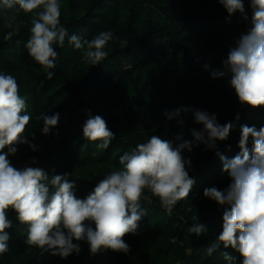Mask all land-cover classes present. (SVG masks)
Masks as SVG:
<instances>
[{"label":"trees","instance_id":"16d2710c","mask_svg":"<svg viewBox=\"0 0 264 264\" xmlns=\"http://www.w3.org/2000/svg\"><path fill=\"white\" fill-rule=\"evenodd\" d=\"M59 2L61 24L69 36L76 34L83 41L111 31L114 38L104 49L107 57L92 66L82 58L83 49H76L66 37L63 47L55 46L56 67L49 70L54 75L48 79L25 47L32 15L0 3V73L16 78L20 94L26 97V114L31 117L25 131L28 143L16 145V154L9 156L15 167H40L50 176L67 173L69 181L76 183V197L85 199L104 176L122 168V154L152 135L171 141L174 148L193 140L191 130L203 129L194 121L195 110L216 115L221 125L231 122L233 128L226 140L216 141L215 149L198 144L191 152L182 151L191 160L187 170L195 183L188 198L171 212L145 190L141 200L145 215L137 233L123 237L130 247L128 253L101 249L93 255L86 239L73 240L80 251L67 258L42 253L25 243L27 225H21L16 213L9 211V250L0 257V264H227L222 252L236 257L239 264V253L231 247L221 245L211 256L204 254L222 231L228 206L204 197L203 190L216 187L223 191L231 183L217 153L229 159L239 153L241 126L264 127V107L239 102L230 85L231 73L223 64L230 48L251 27L249 0H244L248 20L240 13L229 18L218 0ZM11 21L18 31L5 40L13 31L8 27ZM216 71L225 75L214 78ZM178 108L192 111L168 120L165 112ZM89 112L102 116L114 133L107 149L83 139L82 126ZM56 113L58 125L43 134V116ZM195 223L203 224L206 231L199 236L190 233L188 229Z\"/></svg>","mask_w":264,"mask_h":264},{"label":"clouds","instance_id":"9594fccd","mask_svg":"<svg viewBox=\"0 0 264 264\" xmlns=\"http://www.w3.org/2000/svg\"><path fill=\"white\" fill-rule=\"evenodd\" d=\"M218 2L229 18L240 13L248 20L244 0ZM0 3L4 8L32 15L25 47L28 55L45 69L48 79L54 75L49 70L56 67L55 46L63 47L66 37L76 49H83L82 58L92 66L100 64L108 55L104 49L113 40V33L101 31L93 39L83 41L76 34L69 36L61 24L59 0H0ZM249 3L251 27L230 48L223 64L231 73L230 85L239 102L260 108L264 107V0H249ZM13 23L9 22L8 27L13 28ZM16 31L18 27L4 39H10ZM212 75L222 77L225 72L216 71ZM19 88L13 75L0 73V257L9 250L10 236L6 231L12 227L9 211L16 213L21 225H27L25 243L42 253L67 258L80 251L73 240L85 239L93 255L101 249L128 253L130 247L123 237L137 233L139 221L145 215L141 210L145 190L171 212L178 202L188 198L195 183L187 170L191 160H186L182 151L191 152L198 144L215 149L216 141L226 140L233 128L231 122L221 125L216 115L195 110L194 121L202 124L203 129L191 130L193 140H185L174 148L171 141L152 135L122 154L119 157L122 168L104 176L85 199H79L75 195L76 183L69 181V174L50 176L40 167L17 168L9 159L16 154V145L28 143L25 131L31 117L26 114V97L20 94ZM182 111L192 110L178 108L165 112V116L172 120ZM59 119V113L44 115L42 133L49 134ZM82 136L96 143L98 149H107L115 139L106 120L90 112L82 126ZM30 146L35 150V145ZM6 147L7 152L2 151ZM238 147L239 153L231 159L217 153L222 170L231 178L227 189L203 190L204 197L228 206L223 213L222 231L208 244L204 254L211 256L223 245L239 253V264H264V127L257 130L255 126L242 125ZM188 231L199 236L206 228L195 223ZM221 255L227 264H236L233 255L228 252Z\"/></svg>","mask_w":264,"mask_h":264}]
</instances>
